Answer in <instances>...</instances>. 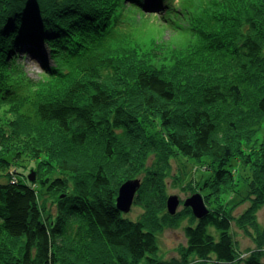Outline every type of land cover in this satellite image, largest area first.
Masks as SVG:
<instances>
[{
    "label": "trees",
    "instance_id": "1",
    "mask_svg": "<svg viewBox=\"0 0 264 264\" xmlns=\"http://www.w3.org/2000/svg\"><path fill=\"white\" fill-rule=\"evenodd\" d=\"M201 3L206 6L195 0H0V108L16 106L15 115L0 110V125L10 124L24 140L0 139V264H57L58 241L74 225L114 251L117 264H165L155 256L154 229L121 212L116 199L122 183L151 160L136 202L156 211L163 202L156 186L177 152L218 163L211 187L216 203L235 182L231 160L251 166L246 220L256 229L247 232L264 246L255 215L264 206V92L249 83L257 76L252 67L261 64L264 75V0ZM147 14L163 18L170 38L140 39ZM227 43L236 52L221 48ZM213 51L227 57L218 60ZM23 54L40 61L39 78L28 75ZM16 115L40 129L21 130ZM6 134L11 140L12 132ZM34 137L39 144L29 142ZM92 139L99 141L96 154ZM22 151L44 153L40 170L63 175L42 179L58 197L56 214L35 181L3 177L10 153ZM208 207L207 216L186 226L184 260L264 264L261 247L238 256L232 212Z\"/></svg>",
    "mask_w": 264,
    "mask_h": 264
},
{
    "label": "rangeland",
    "instance_id": "2",
    "mask_svg": "<svg viewBox=\"0 0 264 264\" xmlns=\"http://www.w3.org/2000/svg\"><path fill=\"white\" fill-rule=\"evenodd\" d=\"M195 1H197V4L201 5V8L206 6H202L203 3L201 2L203 0ZM248 8L250 7L246 6V9ZM243 14L244 12H242V16L239 17L240 23L245 19ZM146 17L147 21L145 22L143 30H141L140 33V36L143 38L140 39H148L147 36L150 35L154 37L165 36L170 38L172 31L160 26L161 24H165L163 18H160L159 16H150L149 14H147ZM221 48L228 51V53L236 52V48L229 43L221 44ZM213 53L218 60H225L224 58L227 57V54H222L218 51H213ZM214 54H211V56ZM20 58L22 59V63H24L26 66V72L28 75L35 79L39 78L43 71L40 61L32 57L31 54H23L20 56ZM198 60H201L199 64H203L202 56L199 57ZM199 64L198 66L200 67L201 65ZM261 66L262 65L260 64L258 67H252L254 75L257 76L252 78L249 83L252 89H257V91H262L263 93L264 75L259 73L261 72ZM215 68L218 69L217 67ZM129 73L131 72L129 71ZM7 106L6 108L4 105H1L0 110L2 111V114L6 111H11L12 113L15 112L14 107L16 106ZM6 119L7 116L4 117V120ZM18 119L21 130L30 129L33 131V129H40L41 127L33 125L34 122L31 120V118L24 115L18 116ZM9 125L10 124L0 125V139L2 138V142H24L22 137H15V132L14 130H11ZM49 125L50 124L44 125V127L47 129ZM8 132H12L11 136H9L11 137V140H9L6 136V133ZM38 140L36 137H34L30 138L29 142L32 144L38 143ZM97 142H99L97 139H92L89 142L94 147V149L91 150V153L96 154V150H98L99 147V145H96ZM9 149H12V147H9ZM31 154L32 153H26L25 151L20 153H10L8 156L10 162L6 168L8 173H6L3 177L17 175L20 177V179L25 180L27 177L30 179V176L33 174L35 179L32 181H35L36 186L40 189L41 195L45 197L44 201H46L47 208L56 214L58 197L53 192L47 191V186H42V179H54L55 176L57 177L63 175L57 171V169L54 171L40 170V162L46 159L47 156L41 152L39 153L38 157H33ZM97 156L98 154L93 155V158ZM151 163V160H148L147 167L144 170H141L135 178L141 179L142 183H144L147 176V169ZM230 163L235 175V182L225 193H222L221 196H219V203H216L217 198L215 197V194L211 195V187L215 185V181L213 180L217 166H219L218 163L207 156H204L198 160L184 156L179 152L173 155L169 169L167 168V172L160 176V181L163 179L161 184L156 186L157 190L159 191L160 200L163 201L158 206L157 210H148L143 204L144 202H136L135 198L131 210L126 213V215L132 219L144 218L148 223L147 225L154 229L159 246L158 252L155 256L161 259L165 264H228L219 262L214 257L208 258L209 261H199L193 257V255L188 257L190 261L187 262L184 260L183 254L185 253V247L188 241L186 226L190 224L191 221L196 222L198 219L194 215L192 208L190 206H185L184 203L189 197L196 193H200L203 196L207 207L215 205L221 210H229L232 212L233 237L236 242L238 248L237 253L240 258H245L252 252V250L261 247L260 244H258L259 240L256 241V239L247 232V227L256 229L252 224L249 223L248 220H246L249 217L247 212L249 211L252 204V186L250 179L254 175L253 169L251 166H243L242 162L238 161L237 159H232ZM2 165L3 161L0 159V167H2ZM53 166L55 167V165ZM89 166H91L90 162ZM1 180L6 179L2 178ZM157 181H159V178H157ZM149 191L150 190H147L146 192ZM172 194H177L180 198V204L178 206L177 213L174 215L169 213L167 207L168 197ZM146 198L149 199L150 197L146 195ZM207 201L210 202L209 205ZM255 215L260 226L264 227V206L257 207L255 209ZM76 228L78 227L74 225V229L71 233L66 236H62V238L59 239L58 243L60 244V247H57L56 250L58 256L57 264H102L104 261H108L110 264H117L114 262V251L112 252V250L109 249L107 245L91 239L84 228H82L80 232H77ZM261 248L264 249V246ZM133 264L150 263H148L146 259H142L134 262ZM231 264L245 263L240 260Z\"/></svg>",
    "mask_w": 264,
    "mask_h": 264
},
{
    "label": "water",
    "instance_id": "3",
    "mask_svg": "<svg viewBox=\"0 0 264 264\" xmlns=\"http://www.w3.org/2000/svg\"><path fill=\"white\" fill-rule=\"evenodd\" d=\"M30 179L34 180L35 176L32 174L30 176ZM141 185V179L132 178L128 179L120 186L119 193L116 199V206L121 212L128 213L131 210ZM179 204V196L177 194L170 195L167 200L169 213L172 215L176 214ZM184 205L190 206L194 215L198 219L204 218L209 213V208L207 207L204 198L200 193L193 194L185 201Z\"/></svg>",
    "mask_w": 264,
    "mask_h": 264
}]
</instances>
